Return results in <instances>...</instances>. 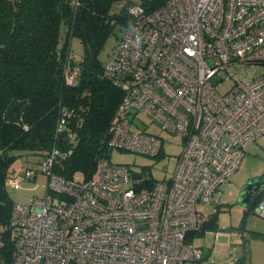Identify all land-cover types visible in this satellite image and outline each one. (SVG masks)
Listing matches in <instances>:
<instances>
[{
  "label": "built area",
  "instance_id": "2783aa9c",
  "mask_svg": "<svg viewBox=\"0 0 264 264\" xmlns=\"http://www.w3.org/2000/svg\"><path fill=\"white\" fill-rule=\"evenodd\" d=\"M164 3L152 12L129 7L133 19L103 74L123 93L108 145L157 155L162 140L146 131L139 119L146 116L183 138L171 176L137 188L127 164L99 160L90 179L64 178L52 171L59 155L53 149L39 165L47 178L43 195L13 203L7 264L202 261V249L187 240L199 226L195 205L215 203L245 145L264 134V0ZM76 78V69L65 71L66 84ZM223 79L232 84L222 94L216 85ZM25 176L34 170H18L6 183L19 187ZM253 206L264 218V197ZM222 232L247 235L215 231Z\"/></svg>",
  "mask_w": 264,
  "mask_h": 264
},
{
  "label": "trees",
  "instance_id": "16d2710c",
  "mask_svg": "<svg viewBox=\"0 0 264 264\" xmlns=\"http://www.w3.org/2000/svg\"><path fill=\"white\" fill-rule=\"evenodd\" d=\"M164 2L0 0V260L3 264L10 260L13 248L9 219L15 202L7 192L6 179L16 172L12 166L18 155L14 152L36 155L41 165L57 149L59 155L51 165L53 173L75 179L79 173L83 180L94 175L99 160L111 162L109 126L123 93L104 76L106 62L99 53L116 27L124 30L132 21L131 5H141L152 12ZM73 37L83 46L79 60L70 55L69 42ZM73 69L77 70V81L68 85L65 71ZM18 101L26 106L20 117L22 125L3 119L6 106ZM64 111L70 115L58 130ZM24 168L34 170V176L24 179L43 172L41 166ZM156 182L151 177L134 180L137 188L147 189ZM262 197L264 190L252 200L250 208ZM213 219L205 218L201 230L214 225Z\"/></svg>",
  "mask_w": 264,
  "mask_h": 264
},
{
  "label": "rangeland",
  "instance_id": "374dc122",
  "mask_svg": "<svg viewBox=\"0 0 264 264\" xmlns=\"http://www.w3.org/2000/svg\"><path fill=\"white\" fill-rule=\"evenodd\" d=\"M123 33V29L116 27L115 33L105 41V46L101 53H99L100 58L104 62L108 60L110 53L118 42L117 37L123 36ZM69 43L70 55L74 56L76 60H79L82 57L81 54H83V46L80 40L77 37H73L70 39ZM231 84V80L223 79L217 83V90L223 94L231 87ZM139 119L143 121L142 123L146 126L147 132L156 134L161 138L162 146L160 152L157 155L148 156L128 150L113 148L110 150V160L112 163L127 164L131 172L130 174L133 176V181L139 182L148 177L157 181L168 179L175 167V160L182 149L183 138L178 134L162 129L154 122H150L149 118L146 116L140 115ZM14 153L18 155L12 166L16 172L26 166L34 168L40 167L38 166L40 165L38 164V156L29 155L26 152ZM257 176L264 178V134L246 145L238 170L236 169L229 177L228 181L220 185V193L215 203L202 204L198 202L195 205V209L198 212L199 220L197 221L199 228L204 218H214V225H206V229L204 228V230L188 232L189 241L202 249V260H206L207 257H205V255H207L210 250L214 249L215 256L212 260L208 261V264H228L231 243L236 244L241 242V239L235 236H219L218 239L215 240L214 233L212 232L215 225L216 228L218 227L217 230L238 229L244 223L246 228H251V218L261 219L252 212L250 208L252 205L242 207L237 202L238 194L245 184V181ZM75 177L81 179L79 173H77ZM46 181V175L38 173L37 176L33 177L31 180H24L19 187L7 186V192H9L14 202H27L32 195H43ZM245 217L247 218L246 222ZM1 228L2 226L0 225V232L2 231ZM211 228L212 231H209ZM227 235L230 234L228 233Z\"/></svg>",
  "mask_w": 264,
  "mask_h": 264
},
{
  "label": "crops",
  "instance_id": "0c3cea01",
  "mask_svg": "<svg viewBox=\"0 0 264 264\" xmlns=\"http://www.w3.org/2000/svg\"><path fill=\"white\" fill-rule=\"evenodd\" d=\"M246 219L247 218L245 217V222L247 221ZM251 222V228H246L245 223L240 228H238L247 232L245 237L234 234L227 235L223 232L216 235L215 231L218 228H216V225L213 231L212 228L209 229V231L211 230L214 233L215 240H217L219 236H235L241 239V242L236 244L231 243L229 248L228 264H264V218H251ZM201 227L202 224L200 225V228L198 227L196 229V231L201 230ZM214 256V249H212L207 255H205V257H207L206 260H202L200 264H208V261L212 260Z\"/></svg>",
  "mask_w": 264,
  "mask_h": 264
},
{
  "label": "water",
  "instance_id": "95a60500",
  "mask_svg": "<svg viewBox=\"0 0 264 264\" xmlns=\"http://www.w3.org/2000/svg\"><path fill=\"white\" fill-rule=\"evenodd\" d=\"M7 108L4 111L3 119L7 122H14L22 125L21 113L25 109V105H21V102L18 101L15 103H10L6 106ZM264 190V178L261 176L253 177L245 181L240 193L238 194L237 202L242 207H248L251 204L252 200Z\"/></svg>",
  "mask_w": 264,
  "mask_h": 264
}]
</instances>
